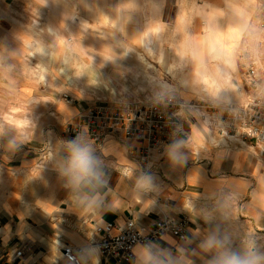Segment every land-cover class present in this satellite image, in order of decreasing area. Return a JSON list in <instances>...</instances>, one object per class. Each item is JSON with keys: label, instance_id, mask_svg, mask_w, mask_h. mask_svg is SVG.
<instances>
[{"label": "crops", "instance_id": "obj_1", "mask_svg": "<svg viewBox=\"0 0 264 264\" xmlns=\"http://www.w3.org/2000/svg\"><path fill=\"white\" fill-rule=\"evenodd\" d=\"M189 3L0 0V264H75L64 254L66 245L81 250V262L87 264L82 250L97 246L98 230L109 223L122 226L130 217L144 230L165 216L188 218L189 238H202L209 226L193 221L183 204L191 198L198 206L210 207L221 190L240 193L234 218L223 227L237 243L246 234L254 235L264 250V156L222 143L214 118L204 125L202 118L190 114L184 122L194 141L187 167L174 168L163 158H152L150 171L157 176L159 190L145 197L155 201L151 206L135 201L132 181L120 175L131 165L146 170L129 155V149L146 143L122 134L108 137L103 158L112 198L121 207L105 213L99 223L69 206L48 159L49 147L71 139L70 128L92 110L104 106L116 111L144 102L157 80L176 86L178 95L190 102H205L200 99L204 77L192 68L173 70L174 75L169 71L190 52L178 47L179 42H153L154 49H166L162 60L159 54L148 55L143 44L146 32L154 38L157 31L180 29L185 14H190ZM202 22L196 23L197 30ZM98 44L99 56L93 50ZM210 137L218 144H211ZM10 140L18 146L11 147ZM185 243L166 234L157 244L175 252L176 245ZM191 247L199 251L195 242ZM192 259L204 264L201 256ZM99 264L129 263L105 258L99 251Z\"/></svg>", "mask_w": 264, "mask_h": 264}, {"label": "clouds", "instance_id": "obj_2", "mask_svg": "<svg viewBox=\"0 0 264 264\" xmlns=\"http://www.w3.org/2000/svg\"><path fill=\"white\" fill-rule=\"evenodd\" d=\"M246 34L241 36V44L228 54L216 43L215 40L205 42L203 45V60L193 64L192 56L181 55L177 63L172 65L173 70L184 69L193 64L194 71L200 75H209L215 82L211 91L201 89L202 101L221 112L237 114L238 109L232 107L234 100L243 94V87L239 80L241 67H250V62L256 57V51L261 47L259 43L248 40L256 33L251 28L244 30ZM175 35V33H174ZM185 39L178 43L192 55H198L201 45L195 43L191 33L185 27ZM151 37L143 41L144 48L150 54L153 53ZM175 72L173 71V75ZM184 84L187 81H183ZM250 97L254 101L264 104V74L253 73L248 78ZM153 105L167 107L177 99V87L163 80H157L152 95ZM185 111L199 118L204 115L191 106L181 105L176 116H184ZM204 125L209 124V119L203 120ZM223 135H227L226 132ZM169 142L162 145L163 157L171 167H187L193 148L191 128L185 131L183 123H174L169 134ZM213 145L218 144L216 138H209ZM15 148V140L9 141ZM200 147H205L202 143ZM49 161L54 167L62 188L66 191V199L69 206L81 216H90L97 222H101L107 212L117 211L120 202L112 198V189L109 187V175L107 166L101 151L87 129L81 131L73 139L61 140L55 148L49 147ZM120 175L132 181V196L138 203L151 206L154 200H145V197L158 192L157 176L149 170H141L136 165L124 168ZM240 199V193L236 190H221L215 197L212 206H198L195 199L184 202V209L190 214L193 221L199 219L209 226V230L202 237L195 233L199 239L185 238L186 243L176 245V251L171 248H163L153 241L138 243L132 249L133 264H194L193 256H201L204 264H264V250L258 246L257 239L252 234H246L235 242L233 236L223 225L234 218L235 206ZM144 209L142 208L141 211ZM196 243L199 251L191 247ZM88 256L87 264H99L98 246L82 250Z\"/></svg>", "mask_w": 264, "mask_h": 264}, {"label": "rangeland", "instance_id": "obj_3", "mask_svg": "<svg viewBox=\"0 0 264 264\" xmlns=\"http://www.w3.org/2000/svg\"><path fill=\"white\" fill-rule=\"evenodd\" d=\"M188 1L190 2V14H185L184 22L180 26V29L172 32L164 30L157 31L154 38L149 35V32H146L148 34L146 38L151 37L153 42H179L186 38L184 32L185 27H187L191 33L192 40L201 45V51L198 55H192L190 53L193 64H198L204 58L203 45L205 42L215 40L226 53L232 54L237 46L241 44V36L246 34L244 30L250 27L251 31L256 33V36L254 38L249 36V42L251 43L255 40L261 47L257 49L256 57L250 62V67L242 66L240 69L239 80L243 87V94L235 99L232 105L233 108L238 109L237 114L233 115L227 111L221 112L219 109L211 107L207 102H202L201 104L195 101L190 102L188 101V97L184 99L178 93L177 96L180 102L182 101L203 113L204 115L200 116L203 120L205 118L220 120L218 122L215 121V124L218 125L219 139L226 146L246 147L252 155L264 156V104L251 99L248 86V78L253 73L264 74V0ZM202 19L203 22L197 30L196 23ZM93 50L94 55H100L99 44L98 48H94ZM146 52L148 55L159 54L162 60L166 56V49L164 47L156 46L153 50L154 54H150L148 51ZM193 64L186 66V68L193 69ZM148 65L153 66L151 64ZM171 67H169V71ZM156 72L158 78L162 79L163 74L161 70L156 69ZM200 76L204 77L205 89L211 91L215 86L214 80L206 74ZM185 113L188 117L190 116V113L187 111ZM82 119L84 120L85 117ZM224 132L227 135H223ZM231 136H236L237 138L232 139ZM144 143L147 144V142ZM155 156L164 159L159 152Z\"/></svg>", "mask_w": 264, "mask_h": 264}, {"label": "built area", "instance_id": "obj_4", "mask_svg": "<svg viewBox=\"0 0 264 264\" xmlns=\"http://www.w3.org/2000/svg\"><path fill=\"white\" fill-rule=\"evenodd\" d=\"M151 98L152 96H146L145 102L127 106L122 110H109L104 106L92 110L81 123L70 128L71 139L81 132L82 126H86L88 134L98 146V151L103 154V142L110 136L122 134L126 137L137 138L147 144L141 148L129 149V155L139 160L146 170H149V166L151 170L154 166L151 160L157 152L162 155V145L169 142L168 137L173 124L177 122L184 124L189 118L186 113L184 116L175 115L181 105H187L180 102L178 96L176 101L166 108L153 105ZM231 138L236 139L237 137L231 136ZM188 223V218L165 216L144 230L135 218L130 217L122 226L109 223L105 228L99 229L101 237L95 244L105 258L131 264L133 263L132 249L138 243L153 241L157 244L166 234H172L181 241H186L185 238H189ZM116 227L119 228V232L113 233ZM79 252L81 250L76 251L70 245L64 247L66 258L75 264H83Z\"/></svg>", "mask_w": 264, "mask_h": 264}, {"label": "bare ground", "instance_id": "obj_5", "mask_svg": "<svg viewBox=\"0 0 264 264\" xmlns=\"http://www.w3.org/2000/svg\"><path fill=\"white\" fill-rule=\"evenodd\" d=\"M54 30V29H53ZM153 50H154V48H152ZM53 54V53H52ZM37 59V58H36ZM38 61H40L39 59H38ZM43 62V61H42ZM44 65V64H43ZM41 70V69H40ZM42 70H44V69H42ZM45 72H47V71H45ZM61 72V71H60ZM147 75H149V74H147ZM45 76V75H44ZM152 76V75H151ZM151 78V77H150ZM149 78V79H150Z\"/></svg>", "mask_w": 264, "mask_h": 264}]
</instances>
